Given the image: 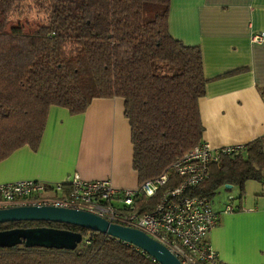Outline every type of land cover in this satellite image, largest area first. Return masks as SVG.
Returning <instances> with one entry per match:
<instances>
[{
  "label": "trees",
  "instance_id": "1",
  "mask_svg": "<svg viewBox=\"0 0 264 264\" xmlns=\"http://www.w3.org/2000/svg\"><path fill=\"white\" fill-rule=\"evenodd\" d=\"M168 10L169 0H0V160L24 144L35 149L48 106L76 114L93 98L122 99L137 185L198 144L197 100L206 82L200 48L168 33ZM208 172L193 193L210 197L233 184L240 200L246 181L264 186L262 136L220 154ZM158 195L136 194L134 210H148ZM30 227L77 232L81 240L73 249L3 246L0 264H159L131 244L81 226L0 223V231Z\"/></svg>",
  "mask_w": 264,
  "mask_h": 264
},
{
  "label": "crops",
  "instance_id": "2",
  "mask_svg": "<svg viewBox=\"0 0 264 264\" xmlns=\"http://www.w3.org/2000/svg\"><path fill=\"white\" fill-rule=\"evenodd\" d=\"M167 27L173 38L200 48L206 79L197 100L201 141L220 148L262 136L264 40L251 42L250 36L264 32V0H169ZM236 68L243 70L223 75ZM122 105L120 97L93 98L76 114L48 106L35 149L24 144L0 160V183L67 182L77 174L108 179L115 188L136 187ZM230 205L234 210L219 214L205 237L215 260L264 264V188L249 193L244 185L243 197Z\"/></svg>",
  "mask_w": 264,
  "mask_h": 264
},
{
  "label": "built area",
  "instance_id": "3",
  "mask_svg": "<svg viewBox=\"0 0 264 264\" xmlns=\"http://www.w3.org/2000/svg\"><path fill=\"white\" fill-rule=\"evenodd\" d=\"M264 40V32L253 33L251 42ZM264 141V134L262 135ZM235 144L214 148L207 142L183 152L158 176L134 188H115L108 179H82L74 174L67 182L43 183L15 180L0 183V208L53 206L85 211L114 223L144 232L163 245L181 264L212 263L214 253L206 242L219 214L234 210L225 204L214 211L206 195L193 193L208 178L209 165L220 154L242 148ZM173 183H171V182ZM156 202L146 211L134 210L133 198L142 193Z\"/></svg>",
  "mask_w": 264,
  "mask_h": 264
},
{
  "label": "water",
  "instance_id": "4",
  "mask_svg": "<svg viewBox=\"0 0 264 264\" xmlns=\"http://www.w3.org/2000/svg\"><path fill=\"white\" fill-rule=\"evenodd\" d=\"M22 220H45L81 226L131 244L145 252L159 264H181L163 245L144 232L109 223L103 218L85 211L53 206L0 208V223ZM80 240L81 236L77 232L48 227L14 228L0 231V247L22 244L26 247L73 249Z\"/></svg>",
  "mask_w": 264,
  "mask_h": 264
},
{
  "label": "rangeland",
  "instance_id": "5",
  "mask_svg": "<svg viewBox=\"0 0 264 264\" xmlns=\"http://www.w3.org/2000/svg\"><path fill=\"white\" fill-rule=\"evenodd\" d=\"M244 185L249 193L259 190L260 188H264L261 184L253 180H249L248 183L245 182ZM243 193H244V187H243ZM237 196H238L237 185L231 184L230 187H225L224 185H220L215 189L213 194L209 197L211 201V207L220 206V205L224 206L225 204H236L238 202Z\"/></svg>",
  "mask_w": 264,
  "mask_h": 264
}]
</instances>
